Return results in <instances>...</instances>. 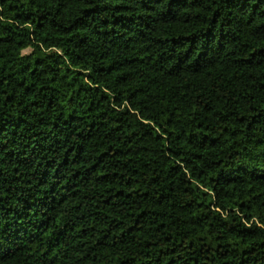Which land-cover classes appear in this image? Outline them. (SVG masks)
Wrapping results in <instances>:
<instances>
[{"label": "trees", "instance_id": "trees-1", "mask_svg": "<svg viewBox=\"0 0 264 264\" xmlns=\"http://www.w3.org/2000/svg\"><path fill=\"white\" fill-rule=\"evenodd\" d=\"M0 264H264V0H0Z\"/></svg>", "mask_w": 264, "mask_h": 264}]
</instances>
